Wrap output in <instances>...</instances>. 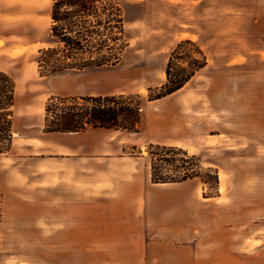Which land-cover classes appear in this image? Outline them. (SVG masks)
<instances>
[{
  "label": "rangeland",
  "instance_id": "obj_1",
  "mask_svg": "<svg viewBox=\"0 0 264 264\" xmlns=\"http://www.w3.org/2000/svg\"><path fill=\"white\" fill-rule=\"evenodd\" d=\"M119 2L121 61L49 77L38 60L62 47L53 0L0 8V70L16 85L13 143L0 154V264H264V0ZM184 40L175 63L199 47L206 66L150 101ZM99 95L138 97V132L88 129L70 136L85 154H58L48 105ZM164 146L186 151L188 169L179 155L172 170L159 161ZM154 161L163 176H197L154 184Z\"/></svg>",
  "mask_w": 264,
  "mask_h": 264
},
{
  "label": "trees",
  "instance_id": "obj_2",
  "mask_svg": "<svg viewBox=\"0 0 264 264\" xmlns=\"http://www.w3.org/2000/svg\"><path fill=\"white\" fill-rule=\"evenodd\" d=\"M103 0H53L51 36L54 43L40 51L38 60L42 77L68 71L114 67L121 61L127 46L124 40V18L118 1L104 5ZM103 28L104 31H100ZM117 29L120 35H108L105 31ZM112 34V33H111ZM118 49L115 44L121 41ZM190 40L181 41L172 52L166 67V82L160 92L150 101L160 100L181 90L198 71L206 66V59L199 47L188 65L175 63L176 56ZM192 56V55H191ZM75 98H60L48 105L45 133H79L88 129H105L138 132L141 123V105L138 97L125 95H99L83 97L84 104H67ZM16 108V85L13 78L0 70V154L11 150L14 138ZM159 161H164L172 170L174 156H180V167L187 168L190 158L186 151L176 147H161ZM151 155L155 153L150 152ZM169 156V157H167ZM154 161L151 166V181L154 184L179 183L197 176L187 171L180 177L162 175Z\"/></svg>",
  "mask_w": 264,
  "mask_h": 264
},
{
  "label": "crops",
  "instance_id": "obj_3",
  "mask_svg": "<svg viewBox=\"0 0 264 264\" xmlns=\"http://www.w3.org/2000/svg\"><path fill=\"white\" fill-rule=\"evenodd\" d=\"M19 3H15V7L17 8H27L29 7H36L38 6V0H18ZM30 2L29 4L27 2ZM10 0H0V8L9 7L10 6ZM166 4H171V0H164ZM101 130V129H96ZM85 132H79V133H50L47 134L49 136H52V142L54 145H56V148L58 150V154L61 155H79V154H85L88 147L83 142H72L70 137L71 135H77L83 137L85 135ZM75 140V139H74ZM110 162V161H108ZM137 247L139 246V243L135 244ZM143 246V245H142ZM147 246V245H145ZM195 252L198 256V240H196L195 243ZM195 264H198V257L195 261Z\"/></svg>",
  "mask_w": 264,
  "mask_h": 264
}]
</instances>
